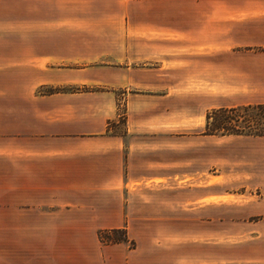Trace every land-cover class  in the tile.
<instances>
[{"label": "crops", "instance_id": "0c3cea01", "mask_svg": "<svg viewBox=\"0 0 264 264\" xmlns=\"http://www.w3.org/2000/svg\"><path fill=\"white\" fill-rule=\"evenodd\" d=\"M260 104L264 0H0V264H264L202 134Z\"/></svg>", "mask_w": 264, "mask_h": 264}, {"label": "rangeland", "instance_id": "374dc122", "mask_svg": "<svg viewBox=\"0 0 264 264\" xmlns=\"http://www.w3.org/2000/svg\"><path fill=\"white\" fill-rule=\"evenodd\" d=\"M95 89L104 88L95 87ZM127 91L115 92L117 107L122 114ZM215 141L219 152L227 153L226 157L233 165L234 174L239 175L238 179L229 182L226 186L229 192L243 194L248 202L264 201V138L230 136L216 137Z\"/></svg>", "mask_w": 264, "mask_h": 264}, {"label": "trees", "instance_id": "16d2710c", "mask_svg": "<svg viewBox=\"0 0 264 264\" xmlns=\"http://www.w3.org/2000/svg\"><path fill=\"white\" fill-rule=\"evenodd\" d=\"M95 88L49 89L48 94L59 92H89ZM203 135L216 137L242 136L264 138V104L236 108L213 109L206 113ZM105 244L127 243L125 230H110L99 233ZM132 245V244H131Z\"/></svg>", "mask_w": 264, "mask_h": 264}]
</instances>
